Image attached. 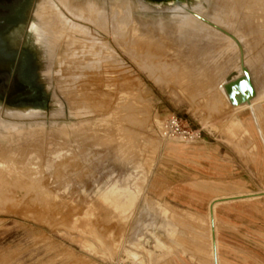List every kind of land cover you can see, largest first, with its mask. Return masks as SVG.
Instances as JSON below:
<instances>
[{
	"label": "rangeland",
	"instance_id": "rangeland-1",
	"mask_svg": "<svg viewBox=\"0 0 264 264\" xmlns=\"http://www.w3.org/2000/svg\"><path fill=\"white\" fill-rule=\"evenodd\" d=\"M67 1L28 0L11 32L36 51L49 104L10 108L0 97V264H215L218 213L243 198L260 204L264 244V102L241 108L223 90L243 56L264 96V0L229 17L225 0L169 10L125 0L142 29L115 20L119 0H89L81 16ZM173 117L179 130L166 132ZM182 183L209 204L169 200ZM239 192L259 194L219 203L213 222L211 201Z\"/></svg>",
	"mask_w": 264,
	"mask_h": 264
},
{
	"label": "crops",
	"instance_id": "crops-1",
	"mask_svg": "<svg viewBox=\"0 0 264 264\" xmlns=\"http://www.w3.org/2000/svg\"><path fill=\"white\" fill-rule=\"evenodd\" d=\"M258 194L239 192L215 197L211 201L209 210L212 221L214 222L216 206L219 203L244 196L254 197ZM171 195L169 200L184 207L204 209L209 204L203 192H199L198 187L188 183L174 186ZM235 206L236 208L232 210H220L218 213L220 222L223 223V227L219 230V239L223 244L221 249L215 228H212L217 241L216 255L215 257L213 255L215 264H264L260 204L255 199L243 198L239 199Z\"/></svg>",
	"mask_w": 264,
	"mask_h": 264
},
{
	"label": "flooded vegetation",
	"instance_id": "flooded-vegetation-1",
	"mask_svg": "<svg viewBox=\"0 0 264 264\" xmlns=\"http://www.w3.org/2000/svg\"><path fill=\"white\" fill-rule=\"evenodd\" d=\"M27 1L0 0V97L10 108L33 106L46 110L49 95L37 67L36 51L18 43L11 35L16 29L15 17Z\"/></svg>",
	"mask_w": 264,
	"mask_h": 264
},
{
	"label": "bare ground",
	"instance_id": "bare-ground-1",
	"mask_svg": "<svg viewBox=\"0 0 264 264\" xmlns=\"http://www.w3.org/2000/svg\"><path fill=\"white\" fill-rule=\"evenodd\" d=\"M85 1L86 0H84V3H85ZM91 1V0H90ZM89 0H88V3H83L82 5H78V6H75V5H73L72 4V2H71V0H70V2L68 3V1H67V4H65L64 3V6L66 5V7L68 8V6H74V7H78V9H79V11L77 10V12H78V15L79 16H81L82 14H79L80 13V9H85L86 7L87 8H90L91 10L92 9H95L93 6H95L94 5V3H91ZM93 1V0H92ZM122 1V0H121ZM144 3H146V4H148L150 7L151 6H155V7H159V8H163V7H166V6H169V5H172V6H176V7H182V4L183 5H188V6H190V8L192 7V6H198V4H199V7H201V5L200 4H202V3H205L206 1H208V0H142ZM259 1L260 0H225V2L223 3V4H226L227 5V7L229 6V7H232V9H228L227 8V10L224 8L223 9V11L227 14V17H229V15H232V13H238L239 11H240V9L241 8H243L245 5H247V4H249L248 5V7H255V6H257L258 4H259ZM64 2V1H63ZM95 2V1H94ZM128 2H130V1H122V2H120V0L116 3V1H115V3H112V4H114V9H112V10H115L116 11V13H117V15H116V17H115V20L117 21L118 19L119 20H122L123 19V21H121V24H123V25H121V26H126V25H128V24H130V23H133L137 28H139V29H142V27L143 26H141V23L138 21V20H136V18H134V14H133V8L135 7L134 6V4H130V3H128ZM134 2V1H133ZM132 2V3H133ZM96 3V2H95ZM98 3V2H97ZM247 3V4H246ZM264 3V2H263ZM59 5H61L60 3H58ZM111 4V8L113 7V5ZM47 5V4H46ZM97 5V4H96ZM225 5V6H226ZM231 5V6H230ZM244 5V6H243ZM99 6V8L101 7V5L100 4H98L97 6H96V8ZM44 7V6H43ZM47 7V6H46ZM50 7H52V6H50ZM49 7V8H50ZM63 7V6H62ZM71 7V8H72ZM85 7V8H84ZM259 8L261 7V5L260 6H258ZM42 8V7H41ZM65 8V7H64ZM64 9V10H70V9ZM99 8H97V10L99 9ZM103 8V7H102ZM189 8V9H190ZM44 9H45V7H44ZM47 9H48V7H47ZM263 8H261L260 10H262ZM50 10V12H54V11H51V10H56V9H49ZM71 10H73V8L71 9ZM202 10H203V7H202ZM40 11V10H39ZM41 11H43V9L41 10ZM56 11H60L62 14H63V12L61 11V10H56ZM75 11V10H74ZM95 11V13L96 12H98V11H96V10H94ZM114 11V12H115ZM178 11V10H177ZM195 11V10H194ZM188 12L189 14H192V16H194V17H196V18H199V19H201L202 21H204V22H206L205 20H203L202 18H204V19H206L205 17H203L202 15H200V14H197V13H195V12ZM205 11V10H204ZM46 12V11H45ZM48 13H49V11H47ZM70 12V11H69ZM83 12V10L81 11V13ZM86 12H88L87 10H86ZM100 12H101V10H100ZM100 12H98V13H100ZM103 12V11H102ZM102 12L100 13L101 15H102ZM43 13V12H42ZM56 13V12H55ZM66 13H67V11H66ZM75 14L76 13V11L75 12H72V14ZM92 13H93V10H92ZM94 13V14H95ZM104 13H105V9H104ZM181 13V12H180ZM40 14V13H39ZM39 14H38V16H39ZM52 14H54V13H52ZM62 14H60V16L62 15ZM68 14V13H67ZM70 14H71V12H70ZM72 14L71 15H69V16H71L72 17ZM85 14H87V15H89L88 13H85ZM115 14V13H114ZM188 14V15H189ZM44 17H45V15L44 14H42ZM46 15H47V13H46ZM51 15V14H50ZM92 15V14H91ZM100 15V16H101ZM105 15V14H104ZM186 15H187V12H186ZM185 15V16H186ZM188 15H187V17H188ZM212 15V14H211ZM37 16V17H38ZM54 19L56 18V14H54ZM60 16H58V19L60 20V22H62V26L64 25V24H66L65 23V19L63 18V16L62 17H60ZM64 16H65V14H64ZM75 16H76V14H75ZM79 16L78 17H76L77 19H79ZM86 16V15H85ZM90 16V15H89ZM95 16H97L96 14H95ZM95 16L94 17H92V18H94L95 19ZM115 16V15H114ZM40 17V16H39ZM38 17V18H39ZM47 17H48V15H47ZM49 17H51V16H49ZM70 17V18H71ZM99 17V16H98ZM101 17H103V15L101 16ZM43 17L41 16L40 18H39V20L40 19H42ZM52 18V17H51ZM65 18H67V17H65ZM215 18V17H214ZM49 19V18H48ZM48 19H47V21H48ZM68 19V18H67ZM87 19L89 20V17L87 16ZM90 19H91V17H90ZM94 19H92L93 21H97L98 22V20H94ZM100 19V18H99ZM103 19V18H102ZM101 19V20H102ZM190 19V18H189ZM188 19V20H189ZM38 20V19H37ZM50 20H52V19H50ZM69 20V19H68ZM80 20V19H79ZM81 20H82V18H81ZM183 20V19H182ZM207 20H209V19H207ZM41 21H45L44 20V18H43V20H40V21H37V22H41ZM85 21V20H84ZM106 21V20H105ZM115 21V22H116ZM210 21V20H209ZM50 22V21H49ZM53 22H54V20H53ZM64 22V23H63ZM67 22V21H66ZM72 21H70V23H71ZM78 22V21H77ZM83 22V21H82ZM88 22V21H87ZM96 22V23H97ZM107 22V21H106ZM127 22V23H126ZM211 22V21H210ZM42 23V22H41ZM45 24L47 23V22H44ZM51 23V22H50ZM49 23V24H50ZM70 23H68V24H70ZM75 23V22H74ZM80 23V22H79ZM84 23H86V21L84 22ZM89 23H92V21L90 20V22ZM94 23V22H93ZM102 23H104L105 24V26H104V24L102 25L103 26V28L104 27H106L107 28V24L104 22V20H103V22ZM164 23V22H163ZM179 24H183V23H191L190 22V20L189 21H187V20H185V22L183 21V22H178ZM206 23H208V22H206ZM213 23V22H212ZM73 24V23H72ZM83 24V23H82ZM81 23H80V25H82ZM88 24V23H87ZM209 24V23H208ZM215 24V23H214ZM52 25V24H51ZM58 25L60 26V24L58 23ZM74 25V24H73ZM77 25V24H76ZM80 25L78 24V26L80 27ZM96 25V24H95ZM94 25V26H95ZM150 25V24H149ZM165 25V24H164ZM211 25V24H210ZM215 25H217V24H215ZM36 26V25H35ZM38 26V25H37ZM48 26H50V25H48ZM56 26V25H55ZM68 26V25H67ZM65 27V28H68L69 29V27H70V25L68 26V27ZM120 26V25H119ZM140 26V27H139ZM212 26V25H211ZM217 26H219V25H217ZM44 27V26H43ZM42 27V28H43ZM71 27H73V26H71ZM84 27V24L82 25V27L81 28H83ZM87 27V26H86ZM96 27V26H95ZM147 27V26H146ZM214 27V26H213ZM220 27V26H219ZM35 28V27H34ZM39 28H40V26H39ZM45 28V27H44ZM62 28V27H61ZM81 28L80 29H78V31L80 32V30H81ZM98 28V27H97ZM163 28V27H162ZM216 28V27H215ZM222 28V27H221ZM41 29V28H40ZM50 29V28H49ZM49 29L47 30L46 29V31L48 32L49 31ZM71 29V28H70ZM74 29H77V27L76 28H74ZM83 29H85V28H83ZM82 29V30H83ZM105 29V28H104ZM108 29V28H107ZM218 29V28H217ZM39 30V29H38ZM37 30V31H38ZM42 30V29H41ZM62 30H64L65 32H66V30L65 29H62ZM72 30V29H71ZM87 30H89L88 28H87ZM226 30V29H225ZM40 31V30H39ZM38 31V32H39ZM43 31L44 30H42V33H43ZM46 31H44V33L46 32ZM63 31V32H64ZM73 31V30H72ZM76 31V30H75ZM221 31V30H220ZM41 32V31H40ZM40 32H39V34H40ZM51 32V31H50ZM50 32H48V33H50ZM52 32H54V31H52ZM69 34H70V32L71 31H67ZM79 32H75L74 34H76V33H79ZM85 32H86V29H85ZM92 32V31H91ZM106 32V31H105ZM58 33V32H57ZM72 33V32H71ZM89 33H90V31H89ZM89 33H88V37L90 36L91 37V35L92 34H90L89 35ZM224 33V32H223ZM47 34V33H46ZM50 34H52V33H50ZM53 34H55V33H53ZM67 33H65V35H66ZM73 34V35H74ZM83 34V33H82ZM87 34V33H86ZM232 34V33H231ZM85 35V34H84ZM227 35V34H226ZM234 35V34H233ZM35 36H39V35H37V33H36V35ZM53 35H51V37H52ZM56 36V35H55ZM69 36H71V35H69ZM80 36V35H79ZM86 36V35H85ZM229 36V35H228ZM235 37H236V35H234ZM41 37L42 38H44V37H46V38H48V35L47 36H43V35H41ZM50 37V36H49ZM65 37V36H64ZM78 37V36H77ZM81 37V36H80ZM93 37V36H92ZM231 37V36H230ZM59 38V37H58ZM57 38V39H58ZM93 38H95V37H93ZM237 38V37H236ZM36 39H38V38H36ZM53 39V38H52ZM52 39H51V42H52ZM55 39V38H54ZM57 39H55V40H57ZM59 39H62L61 37L59 38ZM68 39H70V38H68ZM92 39V38H91ZM91 39H89V40H91ZM41 40V42H43L42 40L43 39H40L39 38V41ZM48 40V39H47ZM47 40H46V43H45V45L47 44ZM82 40V39H81ZM88 40V41H89ZM97 40H98V38H97ZM237 40H238V38H237ZM38 41V40H37ZM38 41V42H39ZM64 41V40H63ZM73 41V40H72ZM77 41V40H76ZM85 41V40H84ZM234 41H235V39H234ZM54 42V41H53ZM57 42V41H56ZM61 42H62V40L60 41V44H61ZM97 42V41H96ZM95 42V43H96ZM78 43V42H77ZM86 43H88V42H86ZM98 43V42H97ZM49 44H50V42H49ZM66 44V43H65ZM93 44V43H92ZM238 44V43H237ZM44 45V46H45ZM57 45V44H56ZM55 45V46H56ZM79 45H81V44H79ZM87 45V44H86ZM97 45V44H96ZM239 45V44H238ZM58 46V45H57ZM61 46V45H60ZM94 46V45H93ZM53 48L54 46H49L48 47V49H50V50H52L51 48ZM67 47V46H66ZM45 48H46V46H45ZM56 48H58V47H56ZM55 48V50H57ZM72 48H74V50H75V46L74 47H72ZM54 49V48H53ZM70 49V48H69ZM93 49V48H92ZM72 52H73V50H71ZM70 51V52H71ZM96 51V50H95ZM46 52H47V50H46ZM53 52V51H52ZM69 52V53H70ZM145 52V51H144ZM67 53V52H66ZM93 53V52H92ZM98 54V53H97ZM106 54V53H105ZM131 54V53H130ZM149 54H150V52H149ZM46 55V54H45ZM51 55H53V54H51ZM50 55V56H51ZM91 55V54H90ZM113 55H114V53H113ZM147 55V54H146ZM145 55V56H146ZM115 57V56H114ZM67 58V57H66ZM65 58V59H66ZM106 59V58H105ZM87 62V61H86ZM79 63H77L76 65H78ZM246 64V63H245ZM82 65V64H81ZM91 65V64H90ZM89 65V66H90ZM78 66H80V64L78 65ZM83 66V65H82ZM86 66H88V65H86ZM234 73V75H233V77H232V80L233 79H236L237 77H239V76H241L242 74H243V70H242V74H241V71L240 70H232L231 71V73L228 75V77L230 76V75H232ZM228 77H227V79H226V83H228L230 80H228ZM225 83V84H226ZM225 84L223 85V90H224V92L225 93H227L226 92V89H225ZM255 86V85H254ZM256 88V87H255ZM228 95V94H227ZM264 96L263 97H259V92H258V90L256 89V95H255V97L254 98H252L251 99V101L250 102H245V103H243V104H239V105H237L238 107H243V105H248V106H254L256 103H262V102H264ZM241 107V108H242ZM244 108V107H243ZM14 113V112H13ZM12 113V114H13ZM20 113V112H19ZM18 115V114H17ZM23 115H24V113H23ZM13 116V115H12ZM19 117H21V116H19ZM3 122V121H2ZM1 138V137H0ZM2 140V139H1ZM0 140V141H1ZM2 142V141H1ZM13 142V141H12ZM15 159V158H14ZM1 161V160H0ZM3 164V163H2ZM19 164V163H18ZM37 164V163H36ZM11 165V164H10ZM13 167H15L14 165H13ZM17 167V166H16ZM15 167V168H16ZM4 168V167H3ZM12 169V168H11ZM21 170V169H20ZM8 171V170H7ZM12 171V170H11ZM14 171V170H13ZM18 171V170H17ZM36 171V170H35ZM9 172V171H8ZM15 172V171H14ZM23 174H24V172H23ZM6 175H7V173H6ZM12 175V174H11ZM37 175V174H36ZM33 176V175H32ZM13 178V177H12ZM28 178V177H27ZM32 178V177H31ZM27 180H29V179H27ZM26 180V181H27ZM15 181V180H14ZM38 181H39V179H38ZM24 182V181H23ZM40 186V185H39ZM136 198V197H135ZM135 198H133L132 200L134 201L135 200ZM215 204V203H214ZM212 213V212H211ZM215 230V229H214ZM216 232V231H215ZM211 235H212V249H213V252H212V254L214 255V257H215V255H216V251H217V247H216V244H217V241H216V237L214 236V234L213 233H211ZM158 243L159 244H161L162 243V241L161 240H158ZM133 253V256L134 257H137L139 254H137L136 252H132ZM213 257V258H214ZM218 258V257H217ZM218 262V261H217Z\"/></svg>",
	"mask_w": 264,
	"mask_h": 264
},
{
	"label": "water",
	"instance_id": "water-1",
	"mask_svg": "<svg viewBox=\"0 0 264 264\" xmlns=\"http://www.w3.org/2000/svg\"><path fill=\"white\" fill-rule=\"evenodd\" d=\"M202 19L205 20L206 22H208L209 24H211L212 26L218 28L219 30H221L225 34L231 36L239 44V41L237 40V38L233 34L228 32L227 30L215 25L214 23L210 22L207 19H204V18H202ZM241 66H242L243 74L241 76L237 77L236 79L232 80V77L234 75V73H233L232 75H230L228 77V80H230V81L225 84L226 92H227L228 97H229V99L233 105H239V104H243L245 102H250L251 99L254 98L256 95V88L254 86V82L252 80L250 70L244 64L243 56L241 59Z\"/></svg>",
	"mask_w": 264,
	"mask_h": 264
},
{
	"label": "built area",
	"instance_id": "built-area-1",
	"mask_svg": "<svg viewBox=\"0 0 264 264\" xmlns=\"http://www.w3.org/2000/svg\"><path fill=\"white\" fill-rule=\"evenodd\" d=\"M166 132L175 133L179 130V122L176 118H172L167 126H165ZM186 133V131H184ZM114 264H131L127 260H117Z\"/></svg>",
	"mask_w": 264,
	"mask_h": 264
}]
</instances>
